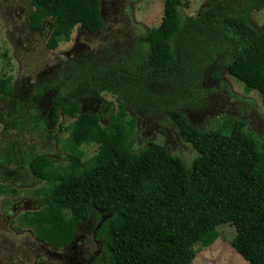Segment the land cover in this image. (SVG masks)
Here are the masks:
<instances>
[{
	"label": "trees",
	"instance_id": "trees-1",
	"mask_svg": "<svg viewBox=\"0 0 264 264\" xmlns=\"http://www.w3.org/2000/svg\"><path fill=\"white\" fill-rule=\"evenodd\" d=\"M28 1L27 26L48 28L47 48L75 25L89 33L103 27L99 0ZM182 6L181 0H163L159 21L116 47L115 62L93 54L45 87L56 91L49 120L58 113L73 119L64 126L67 164L42 153L26 161L21 153L22 169L44 182L35 190L36 208L21 213L37 240L68 245L76 224L98 209L107 213L94 232L101 264H190L196 250L216 238L219 223L229 222L231 246L247 264H264V125L255 131L220 111L219 128H201L181 110L206 105V73L221 83L224 72L233 76L264 103V22L249 20L255 10L264 18V0H203L190 15ZM103 90L117 101L106 122L81 107ZM12 91L9 78L0 77V98ZM140 116L168 120L193 149L190 160L153 139L134 148ZM3 117L0 109V122ZM85 142L96 150L82 160L79 145ZM15 148L12 142L0 152V177Z\"/></svg>",
	"mask_w": 264,
	"mask_h": 264
},
{
	"label": "rangeland",
	"instance_id": "rangeland-1",
	"mask_svg": "<svg viewBox=\"0 0 264 264\" xmlns=\"http://www.w3.org/2000/svg\"><path fill=\"white\" fill-rule=\"evenodd\" d=\"M181 2L183 6L180 9L190 15L198 11L203 0ZM162 3L163 0H99L103 20V27L99 31L89 33L75 25L67 38L60 40L54 48H47L45 40L48 28L33 31L27 26L30 2L0 0V77H8L13 87L11 94L0 98V109L4 113L0 122V152L2 149L6 151L12 142L16 146V152L7 164L8 172L0 177L3 186L0 204L6 206L5 213H8L3 214L0 209V264L102 263L94 232L101 219L107 216L106 212L92 209L88 216L80 220L76 224L75 239L68 249L62 245L46 244L43 240L41 245L31 228L24 224L21 212L36 208L40 196L35 190H39L44 182L35 177L29 168L22 169L21 153L27 154L26 161L31 158L30 154L42 153L52 156L61 165L68 163L71 151L63 146L68 136L64 126L73 117L58 113L55 122L49 120L51 98L56 91L45 87L67 78L68 70L76 68L78 64L83 65L85 58L93 54H97L103 63L115 62V51L119 45L129 42L133 34L159 21ZM249 20L255 26L262 24L263 12L253 11ZM202 80L208 92L205 95L206 105L181 108L194 125L219 128L223 122L219 112L223 111L224 114L244 119L247 126L255 131L263 129L264 103L257 91L245 90L239 80L225 72L222 83L208 73ZM159 83L161 86L169 84L162 80ZM84 102L90 107L84 104L82 109L98 112L101 121L106 122L108 109H114L117 101L113 94L103 90L94 97L84 98ZM136 122L138 132L134 136V148L139 147L146 138L162 143L169 152L177 154L185 162L193 156L191 146L178 137L173 125L165 118L140 116ZM79 150L80 159L87 160L95 152L96 145L85 142L79 145ZM17 165L20 166L19 173H14V166ZM13 205L15 208L11 210ZM217 231L216 238L210 244L196 250L190 264H247L231 246L234 225L219 223Z\"/></svg>",
	"mask_w": 264,
	"mask_h": 264
},
{
	"label": "flooded vegetation",
	"instance_id": "flooded-vegetation-1",
	"mask_svg": "<svg viewBox=\"0 0 264 264\" xmlns=\"http://www.w3.org/2000/svg\"><path fill=\"white\" fill-rule=\"evenodd\" d=\"M84 104L87 105L88 107H90L89 104H86V103L84 102V100H83V102H82V104H81V107H82ZM14 173H19V169H18L17 171H14ZM3 203H5V202H3ZM5 208H6V206H3L2 203H1V204H0V209L3 210V214H6V215H7L8 213H7V212L5 213ZM13 208H15L14 205L12 206L11 210H13ZM22 211H23V210H22ZM21 213H22V212H21ZM14 230H15V229H14ZM15 231L17 232V230H15ZM74 239H75V237L73 238V240L71 241V243H69L68 245H66L64 248H65V249H68V247L70 248V246L72 245ZM36 240H37V239H36ZM38 241H40L39 243L41 244V241H42V240H38ZM41 245H42V244H41ZM43 247H45L46 249H48L46 246H43ZM48 251H49V250H48ZM34 264H37V263H34Z\"/></svg>",
	"mask_w": 264,
	"mask_h": 264
}]
</instances>
